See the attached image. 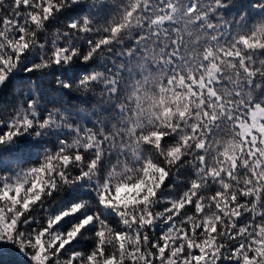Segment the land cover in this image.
<instances>
[{"label": "snow or ice", "instance_id": "obj_1", "mask_svg": "<svg viewBox=\"0 0 264 264\" xmlns=\"http://www.w3.org/2000/svg\"><path fill=\"white\" fill-rule=\"evenodd\" d=\"M0 264H264V0H0Z\"/></svg>", "mask_w": 264, "mask_h": 264}]
</instances>
